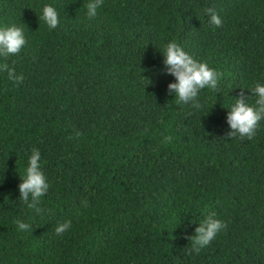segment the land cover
<instances>
[{"label":"trees","instance_id":"16d2710c","mask_svg":"<svg viewBox=\"0 0 264 264\" xmlns=\"http://www.w3.org/2000/svg\"><path fill=\"white\" fill-rule=\"evenodd\" d=\"M86 3L0 0L26 38L3 58L23 81L0 72V264H264V119L251 140L226 136V108L264 83V0H102L91 18ZM169 40L220 73L199 108L167 90ZM33 148L38 212L18 191ZM209 213L226 228L192 252Z\"/></svg>","mask_w":264,"mask_h":264},{"label":"clouds","instance_id":"9594fccd","mask_svg":"<svg viewBox=\"0 0 264 264\" xmlns=\"http://www.w3.org/2000/svg\"><path fill=\"white\" fill-rule=\"evenodd\" d=\"M102 0H87L85 5L86 16H96L97 9ZM208 15V23L220 25L221 20L217 12L212 8H205ZM48 29L55 28L59 23L57 10L48 3L42 5L40 16ZM26 43L24 30L17 24H0V72L7 73V78L13 83L22 82L24 76L18 73L3 58L17 53ZM163 56L165 71L171 74L175 80L167 84L168 92L174 96L177 103H190L193 107L199 108L197 102L199 91L207 87L217 89L220 73L209 66L206 61L197 60L185 51L175 40H169L163 44L160 50ZM251 91L255 97L254 105L249 104L243 97H235L234 102L226 108V120L230 131L226 136H238L249 140L255 135L258 122L264 119V83L255 82ZM167 139V137H165ZM18 183L19 199L24 201L28 208H35L40 211L38 205L40 198L45 194L49 185L41 168L40 152L33 148L27 158V164L23 168L22 175H19ZM17 230H27L30 225L22 220L16 221ZM71 226L69 220L58 223L54 231L57 234L64 233ZM226 228V221L218 218L215 213L205 215L194 228V234L189 237L191 240L192 252H199L201 248L209 243L218 232Z\"/></svg>","mask_w":264,"mask_h":264}]
</instances>
